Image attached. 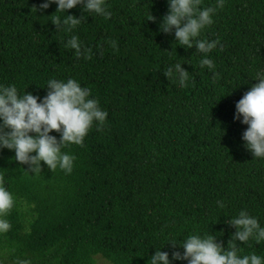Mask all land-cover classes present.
<instances>
[{"label": "trees", "instance_id": "16d2710c", "mask_svg": "<svg viewBox=\"0 0 264 264\" xmlns=\"http://www.w3.org/2000/svg\"><path fill=\"white\" fill-rule=\"evenodd\" d=\"M41 3L0 0V84L43 97L48 79L72 78L107 116L82 145L61 149L75 157L70 173L41 161L35 174L0 148V186L13 197L0 264H96L98 256L147 264L157 248L170 259L182 253L190 234L210 233L226 248L228 220L240 210L264 226V158L245 147L247 125L234 119L264 74V0H222L198 37L217 41L207 53L212 70L195 46L176 44L174 30L159 31L167 0H105L107 19L78 4L66 13L83 18L71 30L60 23L65 13ZM72 35L79 57L64 48ZM174 63L188 71L183 86L164 75ZM235 243L239 255L264 257V241Z\"/></svg>", "mask_w": 264, "mask_h": 264}, {"label": "clouds", "instance_id": "9594fccd", "mask_svg": "<svg viewBox=\"0 0 264 264\" xmlns=\"http://www.w3.org/2000/svg\"><path fill=\"white\" fill-rule=\"evenodd\" d=\"M50 4L56 5L55 12L65 13L60 23L67 25L69 30L83 19L66 14L67 10L78 4L82 5L85 13H95L106 19L111 16L106 11L105 0H42L39 9H47ZM167 4L168 11L159 22V31L169 33L174 30L176 44L185 48L195 46L197 52L204 54L199 60L200 66L212 70L214 64L207 53L216 46L217 41L198 37L212 23L216 9L222 6V0H215V6L208 7H201L199 0H167ZM147 19L155 18L150 15ZM51 21L58 27L56 18ZM111 46L115 49L114 42ZM64 48L74 50L72 53L77 57L82 54V45L76 35L65 42ZM163 72L181 86L187 80L188 71L181 67V63H174ZM253 78L258 82L236 102L234 119L247 125L242 133L245 147L255 158H264V74L257 73ZM44 87L48 89L47 94L38 97L25 90L20 95L14 85L0 84V148L13 150V159L27 164L35 174L40 172L41 161L51 170L59 168L70 173L75 157L61 149L68 144L82 145L93 122L99 129L105 122L107 112L99 107L95 98H90L87 87H82L72 78L66 81L50 78ZM53 131L60 134L59 139L50 134ZM217 204L220 208L224 207L220 201ZM12 207V194L0 186V233L10 228L3 217ZM228 223L235 231L226 248L218 244L210 233L190 234L180 242L182 253L174 251L170 259L168 252L157 248L147 264H172L174 260H186L187 264H264V257L254 252L239 255L235 243L252 240L260 244L264 241V226L257 218L240 210Z\"/></svg>", "mask_w": 264, "mask_h": 264}, {"label": "rangeland", "instance_id": "374dc122", "mask_svg": "<svg viewBox=\"0 0 264 264\" xmlns=\"http://www.w3.org/2000/svg\"><path fill=\"white\" fill-rule=\"evenodd\" d=\"M96 264H111L107 259L101 257V256H98L96 258Z\"/></svg>", "mask_w": 264, "mask_h": 264}]
</instances>
